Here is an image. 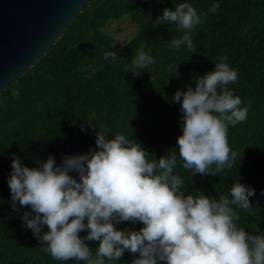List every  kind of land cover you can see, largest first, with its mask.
<instances>
[{
    "label": "trees",
    "instance_id": "obj_1",
    "mask_svg": "<svg viewBox=\"0 0 264 264\" xmlns=\"http://www.w3.org/2000/svg\"><path fill=\"white\" fill-rule=\"evenodd\" d=\"M180 3H190L200 17L191 30L194 53L183 45L170 47L183 30L156 21L164 8L174 10ZM126 17L137 32L117 50L114 36L104 29L111 20ZM113 48L119 59L107 64L103 54ZM140 50H150L155 63L134 76L127 68ZM221 57L238 72L237 81L227 87L240 97L241 106L250 105L247 119L228 129L229 145L241 161L217 175H192L177 156L175 171L185 181L186 194L202 191L214 198L227 194L240 178L257 200L252 216L238 209L237 223L247 236L259 239L264 234V0H89L47 54L0 95V264H82L74 258L52 259L22 226L20 215L30 209L18 203L17 210L11 208V153L29 167L49 154L60 163L65 154L95 147L99 129L133 135L156 158L176 151L183 114L172 96L178 88L194 86L196 77L212 71ZM175 65L179 79L169 76ZM142 226L125 221L117 228ZM86 243L93 252L98 246ZM133 258L125 252L118 264Z\"/></svg>",
    "mask_w": 264,
    "mask_h": 264
},
{
    "label": "clouds",
    "instance_id": "obj_2",
    "mask_svg": "<svg viewBox=\"0 0 264 264\" xmlns=\"http://www.w3.org/2000/svg\"><path fill=\"white\" fill-rule=\"evenodd\" d=\"M199 19L190 3H180L174 10L164 8L156 21L183 30L170 47L183 45L194 53L191 30ZM118 59L114 48L103 54L107 64ZM226 59L197 76L194 86L174 92L172 102L180 104L183 114L181 135L176 151L167 155L156 158L133 135L106 129L96 132L95 147L65 154L60 163L49 154L29 167L21 156L10 154L11 208L17 210L18 203L30 209L20 215L22 226L32 231L45 254L82 264H118L125 252L134 254L130 264H264V234L250 238L237 223L238 209L253 215L255 192L238 178L218 198L202 191L186 194L185 181L175 171L177 156L192 175H217L241 161L229 145L228 129L247 119L250 105L241 106L240 97L227 87L237 81L238 72ZM154 63L150 50H140L127 72L135 76ZM169 76L179 79L178 65ZM125 221L143 226L117 228ZM86 241L98 242L94 252Z\"/></svg>",
    "mask_w": 264,
    "mask_h": 264
},
{
    "label": "water",
    "instance_id": "obj_3",
    "mask_svg": "<svg viewBox=\"0 0 264 264\" xmlns=\"http://www.w3.org/2000/svg\"><path fill=\"white\" fill-rule=\"evenodd\" d=\"M89 0H0V95L61 39Z\"/></svg>",
    "mask_w": 264,
    "mask_h": 264
},
{
    "label": "rangeland",
    "instance_id": "obj_4",
    "mask_svg": "<svg viewBox=\"0 0 264 264\" xmlns=\"http://www.w3.org/2000/svg\"><path fill=\"white\" fill-rule=\"evenodd\" d=\"M105 33L114 36V48L121 49L136 34L137 25L129 17L122 20H111L106 28Z\"/></svg>",
    "mask_w": 264,
    "mask_h": 264
}]
</instances>
